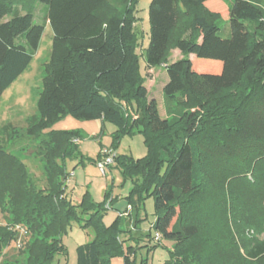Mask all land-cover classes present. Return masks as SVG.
Instances as JSON below:
<instances>
[{"label":"trees","instance_id":"16d2710c","mask_svg":"<svg viewBox=\"0 0 264 264\" xmlns=\"http://www.w3.org/2000/svg\"><path fill=\"white\" fill-rule=\"evenodd\" d=\"M37 1L46 8L52 42L37 114L27 120L25 132L32 138L42 137L47 185L34 187L23 163L0 146V211L11 225H22L29 234L41 236L42 259L49 263L66 255L59 238L71 222L87 221L97 230L94 241L77 247V264H111L121 253L120 235L125 233L120 212L105 228L101 220L106 208L93 205L88 194L81 205L67 198L69 173L63 161L80 157L81 136L74 131L43 133L65 117L115 127L112 162L135 179L128 198L130 213H137L143 200L153 196L156 216L151 227L160 239L171 243L166 264H204L196 259L203 258L206 246L185 245L196 242L200 231L197 223L186 219L182 206L200 186L203 143L210 151L208 172L218 177L221 200L228 193L246 200V205L231 203L229 208L221 203L220 219L227 233V219L233 217L240 236L243 226L255 227L264 236V0H233L230 7L223 0H150L145 63L148 68L165 67L168 80L162 94L167 118L159 115L156 101L148 98L144 80L138 76L137 0H115L128 3L123 11L109 0ZM10 3L0 0V98L31 62L44 31L30 12H14L3 21L11 13ZM218 22L228 24L227 38L219 36ZM171 48L182 57L167 63ZM207 60L213 61L214 73L207 72ZM242 83L241 95L232 96L226 105L216 102L213 109L207 110L195 95L198 84L216 95ZM199 107L201 111H189ZM135 133L143 136L146 157L135 161L118 156L120 137ZM16 235L0 228V240H13ZM212 238L208 242H221L224 254L219 259L220 249L207 250L210 264H233L241 258L234 238L230 236L229 243ZM242 249L246 264L264 260V238L243 244ZM123 264H132L129 255Z\"/></svg>","mask_w":264,"mask_h":264},{"label":"rangeland","instance_id":"374dc122","mask_svg":"<svg viewBox=\"0 0 264 264\" xmlns=\"http://www.w3.org/2000/svg\"><path fill=\"white\" fill-rule=\"evenodd\" d=\"M223 1L225 6L230 7L233 0ZM108 2L111 4L116 3L120 11L128 6V3L125 2L117 3L115 0H109ZM149 2L150 0H137L136 3L134 32L139 38L136 49L138 76L144 80L143 84L147 89L148 98H153L156 101L159 115L167 118L170 116L166 112L162 94V88L168 80L165 67L158 65L148 68L145 63L146 50L149 44ZM10 9V15L6 16L3 21L10 19L14 12L17 14L30 12L33 16V22L42 25L44 31L38 48L32 55L31 62L23 73L3 92L0 98V146L23 163L28 178L31 180L30 183L35 184L33 186L38 189H43L46 187L47 182L43 173L45 151L42 146V137H29L25 131L27 120L37 114L36 102L41 91L44 64L48 62L50 56L52 31L46 21V8L37 0H11ZM218 26L220 29L219 36L227 38L229 36L228 24L218 22ZM181 57L182 55L177 49L171 48L166 62L171 63ZM195 60L199 61L196 58ZM212 63L213 61L207 60V72L209 73L215 72V66ZM244 88L245 84L242 83L233 91H223L213 95L208 88L198 84L195 95L198 96V99H201L204 106L207 105V110H209L214 108L216 102L226 105V101L232 96L241 95ZM181 100H184V98L181 97ZM198 110L201 111L200 107L192 108L189 111ZM128 111L130 112V109ZM131 115L136 116L133 114V110H131ZM7 125L10 127L6 132H2L3 127ZM199 129L200 127L197 130ZM51 131H74L81 136V139L77 142V153L82 157V162H79L80 157L76 159L66 157L63 161L65 172L70 174L65 182V191L72 204L81 205L85 195L88 194L93 205L106 208L101 220L105 228H108L116 219L118 216L117 211L122 215L121 228L125 233L120 235L122 243H120L121 249L119 248V250H121V253L112 258L111 264H123L125 255H129L132 264H166L170 260L171 243L156 239V234L151 227L156 216L153 196L146 197L137 213L132 215L133 212L128 205V198L131 197L135 179L124 174L123 169L113 162L105 168V175H102L98 168V164L105 160L103 154L110 150L112 145L111 136L115 132V127L106 122L77 121L71 117H65L43 133ZM198 141L200 142V139ZM203 142L202 139L201 144ZM205 147L206 144L203 143L199 149V152H203L200 157L202 172L200 186L195 192L196 195L189 197L190 199L188 198L189 200L183 203L182 206L186 219L197 223L200 231L199 236L194 240L196 242H193L194 244L190 242L185 245L192 247L195 244H203L206 246L203 258L197 257L196 262L199 263L198 259H200L201 261L204 260V264H207V262L210 264L207 260V250L211 252L218 251L222 245L221 242L217 241L208 242L213 239L212 237H215L218 241L224 240L229 243L231 236L235 239L234 241L239 242L240 246L237 247L243 256V244L245 246L254 244L263 239L264 236L262 232H258V229L252 226H243L242 236H240L237 233L235 224L231 222L233 217L227 219L228 226L226 227L229 229L230 234L227 233L220 219V213L223 211L221 203L224 202L225 207L229 208L231 203L233 205L237 203L246 205V200L241 198L240 195L233 197L229 193L225 201L221 200L218 177H214L213 174L211 175L208 172V169L212 167H210L211 164L209 163L211 162L208 158L210 151L208 148L206 150ZM116 153L120 157L135 161L145 158L147 148L143 136L137 133L122 135ZM5 216L0 211V228L13 230L17 235L13 240H0L2 241L0 242V264H77V247L88 244L97 237V230L93 223L87 224V221L84 222L83 220L80 223L71 222L59 238L66 255L55 257L52 262L48 263L42 259V251H40L42 244L39 243L41 236L39 237L33 233L29 234L22 225H11L8 222L9 219ZM145 234H149V237ZM35 240L38 242L33 243ZM221 251L222 249L218 252L220 254L219 259L224 254ZM242 256L240 259L233 256L237 262L233 261L232 263L246 264L247 262ZM257 264H264V260Z\"/></svg>","mask_w":264,"mask_h":264},{"label":"built area","instance_id":"2783aa9c","mask_svg":"<svg viewBox=\"0 0 264 264\" xmlns=\"http://www.w3.org/2000/svg\"><path fill=\"white\" fill-rule=\"evenodd\" d=\"M103 155H104V157H105V160H102V161L98 164V168H99V170H100V173H101L102 175H105V173H104V172H105V168L111 164V162H112V158H113V153H112V151L108 150V151H106V153H104ZM69 176H70V174H69ZM128 209H130V207H128ZM156 239H160L158 235H156Z\"/></svg>","mask_w":264,"mask_h":264},{"label":"crops","instance_id":"0c3cea01","mask_svg":"<svg viewBox=\"0 0 264 264\" xmlns=\"http://www.w3.org/2000/svg\"><path fill=\"white\" fill-rule=\"evenodd\" d=\"M189 58H190V59H192V58H193V56H192V55H190V56H189ZM161 117H162V118H164V117H163V115H162ZM117 213H119V211H117Z\"/></svg>","mask_w":264,"mask_h":264}]
</instances>
